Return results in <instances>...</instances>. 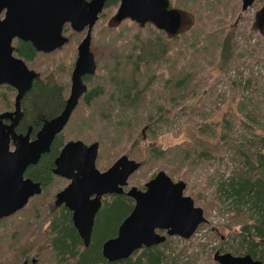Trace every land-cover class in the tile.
<instances>
[{"label": "rangeland", "instance_id": "374dc122", "mask_svg": "<svg viewBox=\"0 0 264 264\" xmlns=\"http://www.w3.org/2000/svg\"><path fill=\"white\" fill-rule=\"evenodd\" d=\"M241 1L188 0L181 10H171L180 18L173 33L159 29L151 22L154 27L136 24L125 17L117 20V6L103 10L102 19L96 20L92 27L88 48L95 65L94 76L99 81L105 79L101 78L103 70L113 63L117 67V78L126 79L131 73L125 58L129 50L144 42L151 43L149 41L156 36L194 30L199 40L200 34L211 37L206 42L208 51L201 49V45L196 50H184L187 45H181L178 53L188 54V58L193 51L195 54V61L189 62L188 68L178 75L180 80L184 79L183 86L176 91L172 88L162 94L146 96L144 115L139 118L130 117L128 113L113 114L112 123L115 119L122 120L120 117L130 120L129 125L134 128L130 134H125L126 127L120 131L111 130L101 118L105 112L101 108L109 100L107 94L93 102L90 108H85L79 99L61 132L64 143L77 140L85 145L97 143L95 168L98 171L105 170L120 156L140 162L139 168L128 178L125 189L141 190L158 171H163L173 182L185 184L183 195L202 210L205 223L199 225L187 240L169 238L168 252L175 254L186 248L178 258L179 264H213L214 251L221 247L230 251L235 246L232 235L227 237L224 228L227 225L237 231V227L231 225L235 218L227 207L230 200L217 193V184L235 168L234 148L252 152L251 143L256 146V140L264 137V98L260 97L264 90V37L260 31L264 25V0H254L243 11ZM169 2L174 4L173 0ZM106 26L112 30L105 31ZM228 30L234 35L231 39L233 55L230 64L220 68L216 61L215 38L224 36ZM70 34V30L64 33V44L50 55H39L30 68L47 79L54 78L65 84V99L76 48L84 31ZM84 86L85 89L89 87ZM159 108L161 111L157 110ZM223 120H227L228 128ZM136 132L142 133L141 137H136ZM136 138L137 143L132 147ZM151 148L163 151L166 159H151ZM169 153L175 156L174 161L167 158ZM65 184L62 179H52L41 193L43 198L29 199L23 209L0 220V235L6 239L5 246H11L10 238L15 245L25 244V240H31L36 232L39 234L45 228L49 217L46 202ZM57 215L55 213L53 217ZM3 251L2 258L9 259L4 247Z\"/></svg>", "mask_w": 264, "mask_h": 264}, {"label": "water", "instance_id": "95a60500", "mask_svg": "<svg viewBox=\"0 0 264 264\" xmlns=\"http://www.w3.org/2000/svg\"><path fill=\"white\" fill-rule=\"evenodd\" d=\"M254 0H242L241 10ZM105 0H0V83L17 91L18 100L32 82L33 75L19 60L11 57L10 41L17 38L29 42L38 52L49 53L64 44L62 28L67 25L75 33L84 31L76 48V58L70 74L68 97L62 111L42 124L35 139L18 137L16 150L7 151V142L0 144V219L19 211L27 200L40 193L37 183L22 178L27 165L35 164L48 151L53 138L66 126L79 97L86 91L81 77L93 75L94 62L89 55L90 33L103 9ZM165 0H118L117 20L128 18L136 24L153 23L157 28L173 33L180 22L179 15L165 9ZM98 145L81 141L65 143L54 159L52 174L69 183L54 195V205L70 212V221L84 247L89 244L95 214L101 198L124 195L133 202L128 215L120 222L115 236L100 246L106 262L127 259L141 248L162 244L166 237L187 240L197 227L205 223L202 210L194 207L191 198L183 195L185 184L173 182L158 171L142 186L129 187L127 179L139 163L125 156L117 158L105 171L95 168ZM216 264H262L248 255L236 257L214 252Z\"/></svg>", "mask_w": 264, "mask_h": 264}, {"label": "trees", "instance_id": "16d2710c", "mask_svg": "<svg viewBox=\"0 0 264 264\" xmlns=\"http://www.w3.org/2000/svg\"><path fill=\"white\" fill-rule=\"evenodd\" d=\"M187 1L173 0L174 4L172 5L168 0L165 9L181 10L187 6ZM117 5L118 0H105L102 11ZM102 11L97 20L102 19L104 15ZM145 23L153 26L149 22ZM69 30V27L64 25L62 35ZM104 30L110 31L112 28L106 26ZM260 31L264 37V25ZM71 32L72 34H79ZM187 32L189 33L186 34ZM187 32L181 31L170 36L162 32L164 35L160 38L156 36V39L149 41L151 42L148 43L149 45L144 42L139 46H132L125 56L131 68V73L126 79L117 78L115 63L103 70L104 74L101 78L105 79L102 81H99L98 77L95 78V73L84 76L82 78L83 85L89 87L82 95L81 104L85 108H90L93 102L107 94L109 100L106 101V106L104 107V104L101 108L105 111L104 114H101V118L110 125L111 130L120 131L126 127L125 134H130L134 130L133 125H129L130 120L120 117L122 120L115 119L112 123L113 114L128 113L130 117L137 116L139 118L144 115L146 96L162 94L172 88L176 91L180 86H183L181 84L184 79L180 80L178 75L188 68L189 62L195 61V54L193 51L188 58L186 56L188 54L178 53L181 45H187L184 50H196L201 45V49L208 51L206 42L211 37H208L207 34H200L202 37L199 40L195 36L194 30ZM232 32V30H228L224 36L215 38L216 61L220 68L230 64L232 59L231 39L234 36ZM149 34L152 32L149 31ZM17 54L28 61L34 57L35 52L30 44L22 42L18 44ZM106 69L108 70L105 71ZM105 89H108V92H105ZM66 92V85L54 78L53 80L47 79L43 84L38 81L33 82L31 89L23 98L22 121L27 123L36 115L35 124L39 127L42 120H50L57 116L64 107ZM260 97L261 99L264 98V90ZM157 110L161 111L160 108ZM148 116L146 117L147 121L150 119ZM223 121L225 127L228 128L227 120ZM141 135L142 133L136 132V137H141ZM258 139L256 146L251 143L252 152L238 147L234 148L235 168L225 180L219 181L217 184V193L230 200L227 207L235 218L231 225L237 227V231L234 232L230 226H224L227 237L232 235L235 246L231 247L230 251L221 247L214 252L229 253L236 257L248 255L251 259L264 264V137ZM136 141L137 138L133 141L132 147H135ZM63 143L64 138L60 133L53 139L48 153L41 156L37 163L28 167L24 173V176L41 185L42 192L55 178L50 174L52 160ZM188 149L190 148L188 147ZM192 152L195 153L194 148H192ZM149 156L151 159L161 157L166 159V154L157 148H151ZM167 156L174 161V155L169 153ZM34 198L43 197L40 194ZM46 203V215L48 214L50 217L47 219L48 223L39 234L36 232L34 237L32 235L31 240H25V244L22 245L17 243L15 245L14 240L10 238L11 246H5L6 239L0 235V264H23L27 262L30 264H179L178 258L182 255V251L184 253L186 251V248H182L175 254L168 252L169 250L166 248L171 241L170 237H166L162 244L141 248L133 252L127 259L106 262L100 255V246L105 240L115 236L118 225L132 209L133 202L131 199L124 195L103 197L101 206L94 217L87 247L83 246L73 229L69 212L63 206H55L53 197ZM55 213L58 215L53 217ZM99 230L100 234L98 233ZM178 241L183 242L182 240ZM3 247L5 252L9 253V259L2 258ZM2 259L3 261H1ZM212 263L216 264L213 261Z\"/></svg>", "mask_w": 264, "mask_h": 264}, {"label": "flooded vegetation", "instance_id": "af4514ba", "mask_svg": "<svg viewBox=\"0 0 264 264\" xmlns=\"http://www.w3.org/2000/svg\"><path fill=\"white\" fill-rule=\"evenodd\" d=\"M85 1H89V0H85ZM0 18H1V15H0ZM64 27V26H63ZM63 29V28H62ZM22 42H26V41H21V40H19V39H17V38H13V39H11V41H10V50H11V57L13 58V59H16V60H19L21 63H23V65L25 66V68H26V70L28 71V72H30L32 75H33V78H32V82H31V86H30V88L26 91V92H24L23 93V95L20 97V99L18 100V102H17V106H18V111L16 112V95H17V91H16V89L14 88V87H12V86H10V85H8V84H6V83H4V82H2V83H0V144H4V143H6L7 142V151L8 152H10V153H12V152H14L15 150H16V147H15V144H16V142H15V140L18 138V137H24V136H27V140H28V142H31V141H33L34 139H35V137H36V135H37V133L39 132V130L41 129V127H42V124L45 122V121H47V120H42L41 121V124H40V126L38 127L37 126V124H35V120H36V115H34V117L31 119V121H28L27 123H24L22 120H23V111H22V104H23V98H24V96L26 95V93L31 89V87H32V84H33V82H36V81H38V82H41L42 84L44 83V82H46L47 81V77H45L44 75L42 76V75H40L38 72H35V71H33V70H31L30 68H31V66L37 61V58H38V56L39 55H42V56H47V55H50L52 52H54V51H56L57 49H55V50H53V51H51V52H49V53H44V52H38V51H36L34 48H33V46L29 43V42H27L28 44H30V46H31V48L33 49V51L35 52V55H34V57L31 59V60H25V59H23L22 57H20L18 54H17V50H18V44L19 43H22ZM75 60V59H74ZM74 63V62H73ZM72 68H73V65H72ZM84 76H86V75H84ZM84 76H82L81 77V81H82V78L84 77ZM82 84H83V81H82ZM65 85V84H64ZM69 87H70V83H69ZM68 93H69V88H68ZM84 94V93H83ZM82 94V95H83ZM82 95L79 97V99H81L82 98ZM78 99V100H79ZM64 102H65V100H64ZM77 103H78V101H77ZM76 107V106H75ZM64 129V128H63ZM62 132V131H61ZM60 132V133H61ZM60 133H58L56 136H58ZM55 136V137H56ZM54 137V138H55ZM53 138V139H54ZM53 141V140H52ZM77 141H79V140H77ZM67 142H69V141H67ZM67 142H65V143H67ZM52 143V142H51ZM51 143H50V145H49V148H48V151H49V149H50V146H51ZM65 143H63L62 144V146L65 144ZM84 144V143H83ZM91 144V143H90ZM89 145V144H88ZM62 146L60 147V149L58 150V152H57V154H56V156L53 158V160H52V168L50 169V174L52 175V176H54L55 178H59V179H62V180H64V181H66V184L64 185V187L69 183V181L68 180H66V179H63V178H60V177H57V176H55V175H53L52 174V169L54 168V164H53V162H54V159L58 156V154H59V152H60V150H61V148H62ZM98 150V149H97ZM48 151L47 152H45V153H43V154H41L40 156H39V159H40V157L41 156H43L44 154H47L48 153ZM97 156V155H96ZM38 159V160H39ZM37 160V161H38ZM96 160V159H95ZM37 163V162H36ZM35 163V164H36ZM35 164H33V165H35ZM32 164H30V165H27L26 167H25V169H24V171H23V174H22V178L25 180V179H27V180H29V181H31L32 183H37V182H33L32 180H30L29 178H27L26 176H24V173H25V171H26V169L28 168V167H30V166H33ZM109 167V166H108ZM107 167V168H108ZM106 168V169H107ZM105 169V170H106ZM105 170H103V171H105ZM103 171H100V172H103ZM130 177V176H129ZM128 180V179H127ZM38 185H39V187H40V193L38 194V195H40L41 193H42V187H41V185L39 184V183H37ZM63 187V188H64ZM63 188H61V189H63ZM126 188V186L125 187H123V191H126L127 189H125ZM60 189V190H61ZM59 190V191H60ZM141 190H143V188L141 189ZM57 193V192H56ZM55 193V194H56ZM54 194V195H55ZM38 195H36V196H38ZM54 195H53V202H54ZM106 196H111V195H106ZM116 196H118V195H116ZM33 197H35V196H32V197H30L29 199H31V198H33ZM103 197H105V196H103ZM103 197L101 198V202H102V199H103ZM29 199L27 200V202L29 201ZM101 206V205H100ZM100 208V207H99ZM99 210V209H98ZM18 212V211H17ZM17 212H15V213H17ZM69 212V211H68ZM15 213H13V214H15ZM12 214V215H13ZM69 214H70V212H69ZM11 216V215H10ZM5 218H7V217H5ZM5 218H1L0 220H3V219H5ZM92 231V230H91ZM80 240V239H79ZM89 241H90V239H89ZM89 245V244H88Z\"/></svg>", "mask_w": 264, "mask_h": 264}]
</instances>
